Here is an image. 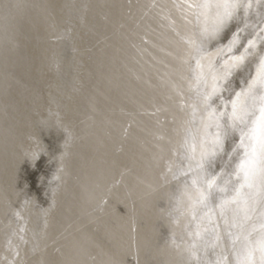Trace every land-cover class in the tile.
<instances>
[{
	"label": "bare ground",
	"instance_id": "obj_1",
	"mask_svg": "<svg viewBox=\"0 0 264 264\" xmlns=\"http://www.w3.org/2000/svg\"><path fill=\"white\" fill-rule=\"evenodd\" d=\"M49 2L0 19V264L101 222L104 264H264V0Z\"/></svg>",
	"mask_w": 264,
	"mask_h": 264
},
{
	"label": "snow or ice",
	"instance_id": "obj_2",
	"mask_svg": "<svg viewBox=\"0 0 264 264\" xmlns=\"http://www.w3.org/2000/svg\"><path fill=\"white\" fill-rule=\"evenodd\" d=\"M18 5L15 0H9L5 3L0 0V19H15L14 13ZM62 10V6H60ZM46 12L55 13L58 10L54 0L45 6ZM36 26V21L22 19L18 22V30L23 32L26 28ZM233 25H225V38L230 34ZM243 74V73H242ZM7 79V76H5ZM235 151V149H233ZM103 222L95 229H89V233H83L79 229L73 239L68 240L65 244L56 248L50 256L49 264H104L102 255L105 249L110 247L109 243L103 238ZM112 264H119L113 253Z\"/></svg>",
	"mask_w": 264,
	"mask_h": 264
},
{
	"label": "water",
	"instance_id": "obj_3",
	"mask_svg": "<svg viewBox=\"0 0 264 264\" xmlns=\"http://www.w3.org/2000/svg\"><path fill=\"white\" fill-rule=\"evenodd\" d=\"M232 142H233V137H231L228 141L225 138L223 139L222 148H221L222 149L221 150V153H222L221 155H223L225 153V149L226 148H228V147L230 148ZM225 144H226V146H225ZM233 149H235V148H233ZM233 149L231 150V152H235V151H233ZM219 161H220V158L218 160L215 159L213 161V163L210 164L209 171H213V170L217 169V166L219 165Z\"/></svg>",
	"mask_w": 264,
	"mask_h": 264
}]
</instances>
